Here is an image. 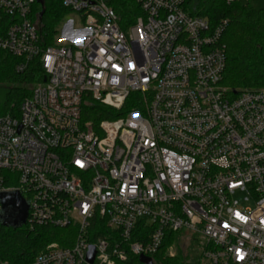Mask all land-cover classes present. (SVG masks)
<instances>
[{"label":"built area","instance_id":"built-area-1","mask_svg":"<svg viewBox=\"0 0 264 264\" xmlns=\"http://www.w3.org/2000/svg\"><path fill=\"white\" fill-rule=\"evenodd\" d=\"M114 1L62 0L83 28L69 21L73 44L43 48L35 0H0V50L46 75L0 116V194L29 204L31 231H76L29 264H89L90 249L92 264H154L180 233L202 264H264V89L223 85L227 22L212 30L185 0H134L124 30ZM133 95L114 120L82 118L89 100L119 112Z\"/></svg>","mask_w":264,"mask_h":264},{"label":"trees","instance_id":"trees-1","mask_svg":"<svg viewBox=\"0 0 264 264\" xmlns=\"http://www.w3.org/2000/svg\"><path fill=\"white\" fill-rule=\"evenodd\" d=\"M43 1L44 7L34 3L33 12L41 44L46 48L55 45L57 29L70 11L64 8L62 0ZM113 6L122 18L123 29L132 25L139 14L134 0H116ZM185 10L193 17L206 19L212 30L227 22L221 37L226 53L225 87L233 90L264 88V0H246L245 4L238 0L231 5L221 0H185ZM19 63V59L0 50V116L9 113L17 116L22 101L31 96L33 88L46 76L39 59L29 62L23 72L17 71ZM133 99L137 96H131L119 112L89 100L82 108V118L94 125L114 120L133 107ZM75 236L73 227H40L31 231L26 226L8 228L0 222V261L29 264L49 244L58 243L67 248ZM174 237L170 236L153 256L154 264H202L199 259L189 263L182 258H170L166 251ZM124 264L142 263L132 257Z\"/></svg>","mask_w":264,"mask_h":264},{"label":"rangeland","instance_id":"rangeland-1","mask_svg":"<svg viewBox=\"0 0 264 264\" xmlns=\"http://www.w3.org/2000/svg\"><path fill=\"white\" fill-rule=\"evenodd\" d=\"M240 1L243 4L246 3V0H240ZM69 21L74 22L75 29L83 28L81 21H80V17L74 12H69V14H67V16L63 19V21L61 22L60 26L57 29L58 33L55 37V44L58 46L64 47V46H71L73 44L72 42L62 37L64 27ZM126 29L127 27L124 28V30ZM237 197L243 198V195L241 194ZM200 246L201 245L199 241L195 239L194 237H191L190 234L180 233L174 237L170 245V249H167L166 253L168 255L170 254V252H172V255L171 254L168 255L170 258H182L184 261L189 262V263H192L196 261L197 259H199L200 262H202V259H200L201 258L200 256L201 247Z\"/></svg>","mask_w":264,"mask_h":264},{"label":"water","instance_id":"water-1","mask_svg":"<svg viewBox=\"0 0 264 264\" xmlns=\"http://www.w3.org/2000/svg\"><path fill=\"white\" fill-rule=\"evenodd\" d=\"M36 3L44 7L43 0H35ZM44 9L41 12V17ZM46 82V78L43 80ZM0 203L2 206L0 213V222L8 228H21L28 220L29 204L22 198L18 192H9L0 194ZM94 250L90 249L88 254V262L92 264L94 261ZM142 264H152L150 258L140 257Z\"/></svg>","mask_w":264,"mask_h":264}]
</instances>
